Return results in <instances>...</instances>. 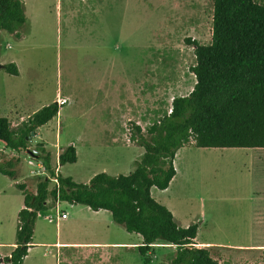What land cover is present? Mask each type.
<instances>
[{
  "label": "rangeland",
  "instance_id": "1",
  "mask_svg": "<svg viewBox=\"0 0 264 264\" xmlns=\"http://www.w3.org/2000/svg\"><path fill=\"white\" fill-rule=\"evenodd\" d=\"M212 3L23 0L27 21L19 35L0 30V63L13 62L18 68L17 75L0 68V116L17 130L41 107L66 101L53 119L34 131L27 149L0 143V160L18 159L17 176L24 177L31 174L27 159L42 148L63 176L82 183L103 170L111 175L132 171L143 148L129 138L131 123L145 131L169 112L174 96L192 90L195 54L186 39L210 43ZM113 106L114 118L109 116ZM69 144L75 146L77 160L60 165L58 155ZM108 148H115L109 160L101 154ZM174 163L176 174L169 188L152 187L151 194L171 210L176 223L198 224L199 240L219 243L247 237L251 207L264 204V148L196 147L191 142L177 151ZM16 183L0 174V204L10 203V209H4L10 220L15 217V238L14 205L22 198ZM253 195L257 199L251 203ZM59 208L74 211L66 201ZM48 213L55 217L54 211ZM37 221L54 234L55 223L42 217ZM112 226L110 239L128 240L122 225ZM2 230L0 223V235ZM256 236L264 240V229ZM49 250L35 255L33 250L23 264H61ZM114 253L104 264H166L175 248L155 243L145 256L137 248ZM212 254L225 255V264L235 263L229 252L214 249Z\"/></svg>",
  "mask_w": 264,
  "mask_h": 264
},
{
  "label": "trees",
  "instance_id": "2",
  "mask_svg": "<svg viewBox=\"0 0 264 264\" xmlns=\"http://www.w3.org/2000/svg\"><path fill=\"white\" fill-rule=\"evenodd\" d=\"M27 21L23 0H0V30L19 35ZM193 46L195 76L192 90L174 96L171 111L164 113L143 131L131 123L129 138L143 152L127 174H94L87 183L56 172L51 154L40 148L47 174L37 177L34 192L17 183L23 193L18 212L16 247L5 258L22 264L33 235L38 213L50 207L49 200L106 209L112 220L142 241L136 246L145 256L155 243L171 245L175 254L166 264H225L214 259L206 247L196 246L197 224L177 225L173 214L151 194V188L166 189L176 173L173 160L178 149L191 142L196 147L264 148V4L256 0H213L211 40ZM6 72L17 75L15 63H5ZM54 101L33 112L14 130L6 116H0V143L9 149H27L31 133L53 119L59 111ZM41 146V145H40ZM35 153V152H34ZM76 148L67 145L58 163H75ZM18 159L0 160V173L16 179ZM58 186L50 187L52 178Z\"/></svg>",
  "mask_w": 264,
  "mask_h": 264
},
{
  "label": "crops",
  "instance_id": "3",
  "mask_svg": "<svg viewBox=\"0 0 264 264\" xmlns=\"http://www.w3.org/2000/svg\"><path fill=\"white\" fill-rule=\"evenodd\" d=\"M114 112L115 107L113 106L112 110L109 112V116L111 115L114 118ZM123 115H126L125 112H123ZM114 149L115 148H108V154H101L106 156L105 158L109 160L110 157H114ZM56 169V172L61 174L60 169L58 167ZM103 171L107 172L106 170ZM14 180V183L22 181V184L25 185L27 191H35L37 178L32 174H27L24 177L17 176ZM172 180L173 178L171 181ZM169 186L167 188H169ZM23 196L22 193L21 201H17L14 205V208H17L15 211L16 218L18 217L19 210L23 207ZM256 199L257 198L254 195L249 198L251 203L255 202ZM49 202H51L49 209L37 215L34 223L32 239L28 246L27 254L23 258L22 264L28 259L33 250H35L33 254L35 255L41 250L46 254L47 249H51L49 250L50 254L53 255V253H55V256H57V258L59 257L57 262L59 261L61 264H104L105 262L109 263L114 255H116L114 253L116 249L120 251L122 248H136V246L142 241L139 234L135 233L133 236L132 233H129L126 230L127 234H124V236L127 237L128 240L117 241L116 239H110L109 231L115 222L112 220L110 212L106 209L93 210L87 205L69 203V205L74 208V211L69 213L68 211L59 208V204L64 201L57 200L53 203L52 200H49ZM254 207H251L252 212L250 221L248 222L247 237L241 238L238 235L236 238H232L231 240L227 239L226 241H221L219 243L211 240H199V225L197 224V233L194 239V244L199 247L208 248L211 256L221 263L225 262L227 258L225 259V255L222 254H216L214 256L212 254L214 249H218L222 251V253L229 252L230 254H234L235 263L232 260V264H264V240H260L259 237L256 236L260 230L264 229V204ZM4 208L10 209V203L8 201H2L0 204V214H2L0 216V223L3 228L2 235H0V264H11L9 261H6L5 258L9 257L16 247L15 217H12L10 220V218L5 215L7 210ZM51 211H54L55 217H52V215L48 213ZM61 213H65L66 216L63 218H56ZM202 215L203 212H201L200 216ZM38 217H42L43 221H47L48 223H55L56 228L54 234H50L49 229L45 227L44 224L38 223ZM49 217L52 221L48 220ZM17 223L18 219H16V224ZM188 225L190 224H186L182 227H187Z\"/></svg>",
  "mask_w": 264,
  "mask_h": 264
},
{
  "label": "built area",
  "instance_id": "4",
  "mask_svg": "<svg viewBox=\"0 0 264 264\" xmlns=\"http://www.w3.org/2000/svg\"><path fill=\"white\" fill-rule=\"evenodd\" d=\"M58 101H59V104H62L66 100L62 99V100H58ZM170 111H171V108L169 109V112ZM27 164L30 167V173L32 175H42V176L46 175L47 169H46L42 159L38 158L37 156L34 155V157H30L29 159H27ZM52 181L54 182L55 186H58V180L55 177L52 178ZM38 215H39V213H38ZM65 216H66L65 213H61L56 218H61V217L63 218ZM48 220L52 221V219L50 217L48 218Z\"/></svg>",
  "mask_w": 264,
  "mask_h": 264
},
{
  "label": "water",
  "instance_id": "5",
  "mask_svg": "<svg viewBox=\"0 0 264 264\" xmlns=\"http://www.w3.org/2000/svg\"><path fill=\"white\" fill-rule=\"evenodd\" d=\"M4 67V64L3 63H0V68H3ZM34 134V132L31 133V135ZM30 153H34V152H30Z\"/></svg>",
  "mask_w": 264,
  "mask_h": 264
}]
</instances>
